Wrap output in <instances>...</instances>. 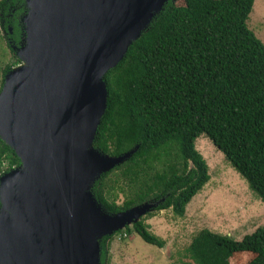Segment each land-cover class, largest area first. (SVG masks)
Segmentation results:
<instances>
[{"label":"trees","instance_id":"16d2710c","mask_svg":"<svg viewBox=\"0 0 264 264\" xmlns=\"http://www.w3.org/2000/svg\"><path fill=\"white\" fill-rule=\"evenodd\" d=\"M253 1L166 0L105 73L106 109L93 145L110 156L134 149L92 185L106 211L155 201V210L182 216L209 179L194 145L201 134L264 201V44L246 25ZM25 11L24 0H0L1 28L15 47L24 37ZM18 63L13 58L3 75ZM19 164L0 139V176ZM144 221L140 216L117 231L163 247ZM115 232L99 240L100 264H107ZM188 250L195 264H230L242 252L252 254L245 264H264V225L239 240L203 228Z\"/></svg>","mask_w":264,"mask_h":264},{"label":"water","instance_id":"95a60500","mask_svg":"<svg viewBox=\"0 0 264 264\" xmlns=\"http://www.w3.org/2000/svg\"><path fill=\"white\" fill-rule=\"evenodd\" d=\"M165 1L24 0L19 63L0 88V139L20 160L0 176V264H100L101 237L157 205L110 213L91 190L134 151L93 145L103 77Z\"/></svg>","mask_w":264,"mask_h":264},{"label":"rangeland","instance_id":"374dc122","mask_svg":"<svg viewBox=\"0 0 264 264\" xmlns=\"http://www.w3.org/2000/svg\"><path fill=\"white\" fill-rule=\"evenodd\" d=\"M1 24L0 19V88L3 68L17 59ZM246 25L264 44V0L253 1ZM194 145L207 164L209 179L186 205L184 214L178 216L170 208L157 211L154 207L141 215L148 230L164 240V246L147 244L134 232L123 236L116 231L106 245L107 264H195L188 246L201 229L239 240L264 225V201L248 187L222 152L204 134L195 139ZM122 198L119 193L116 201L121 202ZM251 257L250 252L235 253L230 264H245Z\"/></svg>","mask_w":264,"mask_h":264},{"label":"bare ground","instance_id":"6f19581e","mask_svg":"<svg viewBox=\"0 0 264 264\" xmlns=\"http://www.w3.org/2000/svg\"><path fill=\"white\" fill-rule=\"evenodd\" d=\"M24 66H25V67H30V66H32V64H31V63H30V64H27V63H26Z\"/></svg>","mask_w":264,"mask_h":264},{"label":"flooded vegetation","instance_id":"af4514ba","mask_svg":"<svg viewBox=\"0 0 264 264\" xmlns=\"http://www.w3.org/2000/svg\"><path fill=\"white\" fill-rule=\"evenodd\" d=\"M9 39H10V38H9ZM10 40H11V39H10ZM11 45H13V44L10 43V46H11ZM13 53H14V52H13ZM14 55H15V53H14Z\"/></svg>","mask_w":264,"mask_h":264}]
</instances>
